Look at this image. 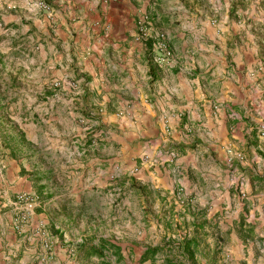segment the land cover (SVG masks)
<instances>
[{
    "label": "rangeland",
    "instance_id": "374dc122",
    "mask_svg": "<svg viewBox=\"0 0 264 264\" xmlns=\"http://www.w3.org/2000/svg\"><path fill=\"white\" fill-rule=\"evenodd\" d=\"M38 7L46 9L47 3L39 1ZM191 13L199 14L186 8L176 15L183 19ZM202 16L208 25L204 29L199 23L183 28L172 23L163 29L151 30V35L157 31L180 30L191 39L194 35L198 39L210 36L207 44H214L219 54L225 46L235 49V42L255 41L264 58V0H231L228 11L220 5ZM149 22L151 28L150 17ZM26 35L22 30L16 39L21 38L19 56H16L21 65L15 68L21 78L15 80L7 75L5 88L0 93V174L4 175L0 176V183L4 178L5 186L14 195L9 205L0 202V218H5L10 211L13 214L10 232L4 219L0 226V252L10 258L5 264H166L167 261L172 264H264V152L260 164L251 161L250 148L246 157L241 152L235 158L237 164L245 159L251 164L246 173L234 169L238 166L230 167L225 160L222 164L216 157L209 161L199 159L202 171L212 175L208 184L197 172L191 173L183 161L177 162L185 156L186 149H195L194 141L167 142L156 147V152L169 157L158 165L162 160L152 161L144 152L149 147L147 141L133 143L124 139L127 131L120 134L112 127H98L99 108L80 105L84 97L74 90L75 81L64 83L62 78L52 76L40 54L46 51L47 45L43 44L41 49L39 41L30 42ZM136 42L147 46L152 68H167L172 64L156 65L148 43ZM9 46L12 42L7 40V49ZM196 74L202 77L200 84L209 83L201 72ZM106 110L118 114L117 117L123 112L117 108ZM106 132L122 140L117 139L108 147L109 142L97 139L100 133ZM261 144L264 150V139ZM196 152L202 153L199 147ZM115 154L118 160L114 161L116 167L109 181H94L96 172L85 171L81 177V167L88 160L95 157L107 160ZM12 163L16 171L7 172ZM168 163L171 167H167ZM146 164L148 171L155 166L173 169L182 180L181 185L165 191L157 182L137 177ZM101 170L104 171V166ZM144 173L147 175L146 170ZM186 176L202 183L208 195L211 191V199L208 196L206 203H200L192 187L187 190V182L183 181ZM18 182L20 189L17 186L14 191ZM18 193L33 194L36 206L16 228L12 202ZM193 236L197 237L198 244L192 245L191 256L179 246L186 237ZM99 239L119 249L105 248L100 258L81 253L83 245L98 246ZM250 245L253 253L249 257ZM156 246L159 250L153 258L140 260L147 248ZM242 253L245 256L239 258Z\"/></svg>",
    "mask_w": 264,
    "mask_h": 264
},
{
    "label": "crops",
    "instance_id": "0c3cea01",
    "mask_svg": "<svg viewBox=\"0 0 264 264\" xmlns=\"http://www.w3.org/2000/svg\"><path fill=\"white\" fill-rule=\"evenodd\" d=\"M39 1L47 3L46 9L38 7ZM220 5L228 11L231 0H0V93L5 88L7 75L15 80L21 78L15 71L16 66L21 65L16 57L21 38L16 39L24 30L30 42L39 41L41 49L43 44L47 45L46 51L40 54L47 61L52 76L62 78L64 83L75 81L74 90L84 97L79 104L99 108L97 126L112 127L120 134L127 131L124 139L133 143L147 141L149 147L144 152L152 161L162 160L158 165L169 157L156 152V147L165 146L167 142L194 141L195 149H186L185 156L179 157L177 162L183 161L205 184L212 175L202 171L199 159L209 161L216 157L222 164L225 160L230 167L238 166L235 170L249 172L251 164L247 159L238 164L234 160L241 152L246 157L250 148L251 161L260 164L264 152L257 133L258 123L264 121V58L255 41L235 42V49L225 46L219 54L214 44H207L210 36L198 39L194 35L191 39L180 30H167L175 61L167 68L155 69L147 46L134 38L135 22L142 14L152 20L151 30H160L172 23L181 28L199 23L204 29L208 25L202 13ZM186 8L199 14L191 13L181 19L178 15ZM7 40L12 42L8 49ZM196 72H201L209 83L200 84L202 77ZM109 108L123 109L122 116L108 113ZM97 139L109 142L108 147L117 139L122 140L110 132L100 133ZM196 147L202 151L200 155ZM116 160V154L107 160L96 157L88 160L89 163L81 167V177L85 171L96 172L94 181L107 182L112 178ZM100 161L107 163L102 165ZM166 165L171 167L169 163ZM147 167V164L142 167L136 176L157 182L165 191L182 183L173 169L155 166L148 171ZM10 169L16 171L14 163L6 171ZM186 177L183 181L187 182V190L191 186L200 203H206L208 196L211 199V191L208 195L202 183ZM2 182L0 202L9 205L14 195L9 186H5L4 178ZM20 185L18 182L13 190L17 191V186L19 190ZM5 215L0 218V226L4 219L10 232L12 211ZM252 248L250 245L249 257ZM241 256L245 255L242 253L239 258ZM9 259L0 252V264Z\"/></svg>",
    "mask_w": 264,
    "mask_h": 264
},
{
    "label": "built area",
    "instance_id": "2783aa9c",
    "mask_svg": "<svg viewBox=\"0 0 264 264\" xmlns=\"http://www.w3.org/2000/svg\"><path fill=\"white\" fill-rule=\"evenodd\" d=\"M39 5L45 7L42 2H40ZM149 24V17L147 15H141L138 18L136 21L135 40L142 43H150L153 61L156 65L162 66L173 63V54L166 33L157 31L154 32V35H151ZM257 133L260 138L264 139V121L257 127ZM35 206L36 197L33 194H16L15 200L12 202L15 216L14 226L16 228L30 216Z\"/></svg>",
    "mask_w": 264,
    "mask_h": 264
},
{
    "label": "trees",
    "instance_id": "16d2710c",
    "mask_svg": "<svg viewBox=\"0 0 264 264\" xmlns=\"http://www.w3.org/2000/svg\"><path fill=\"white\" fill-rule=\"evenodd\" d=\"M148 46H150V43L148 42ZM196 236H193L191 238H185L184 243L182 245L179 246L180 249L184 250V251H189V254L192 256L194 254V252L191 250L193 246H197L198 241L196 239ZM98 246H89V245H83L81 248V253L86 256V257H102L104 256L103 250L105 248L108 249H114V250H118L119 247L116 245H113L111 243H109L108 241L104 240V239H99L98 241ZM157 250H159V248L153 247V248H147L144 253L142 254L140 260L144 261L146 259H150L153 258V255L157 252ZM119 255V259L121 258L120 253L118 252ZM166 264H172L171 262L167 261Z\"/></svg>",
    "mask_w": 264,
    "mask_h": 264
}]
</instances>
